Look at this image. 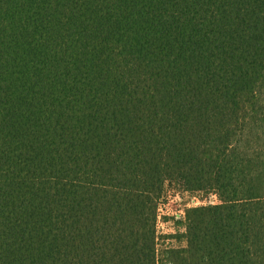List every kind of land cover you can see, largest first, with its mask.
Instances as JSON below:
<instances>
[{
    "label": "trees",
    "instance_id": "trees-1",
    "mask_svg": "<svg viewBox=\"0 0 264 264\" xmlns=\"http://www.w3.org/2000/svg\"><path fill=\"white\" fill-rule=\"evenodd\" d=\"M0 264H264V0H0Z\"/></svg>",
    "mask_w": 264,
    "mask_h": 264
},
{
    "label": "rangeland",
    "instance_id": "rangeland-1",
    "mask_svg": "<svg viewBox=\"0 0 264 264\" xmlns=\"http://www.w3.org/2000/svg\"><path fill=\"white\" fill-rule=\"evenodd\" d=\"M218 196L214 193L196 192V193H181L176 186L171 187L168 192V201L166 207L169 208V213H178L180 216L184 213L186 207L200 204L218 203ZM178 216V215H177ZM162 218V216H161ZM163 220V218L161 219ZM174 230V223L167 222L161 227L160 232L170 233ZM160 248L169 245H179L180 241L172 240L171 238L162 239Z\"/></svg>",
    "mask_w": 264,
    "mask_h": 264
},
{
    "label": "built area",
    "instance_id": "built-area-1",
    "mask_svg": "<svg viewBox=\"0 0 264 264\" xmlns=\"http://www.w3.org/2000/svg\"><path fill=\"white\" fill-rule=\"evenodd\" d=\"M169 212H170V211H169V208H168V207H166V208L163 209V210H160V212H159V217H158V223H157V227H158V229H161V227L164 226V223H167V222H164L163 220H161V219H162V218H161L162 214H170ZM173 214L180 216V214H178V213H173Z\"/></svg>",
    "mask_w": 264,
    "mask_h": 264
},
{
    "label": "water",
    "instance_id": "water-1",
    "mask_svg": "<svg viewBox=\"0 0 264 264\" xmlns=\"http://www.w3.org/2000/svg\"><path fill=\"white\" fill-rule=\"evenodd\" d=\"M211 204H213V203H211Z\"/></svg>",
    "mask_w": 264,
    "mask_h": 264
}]
</instances>
